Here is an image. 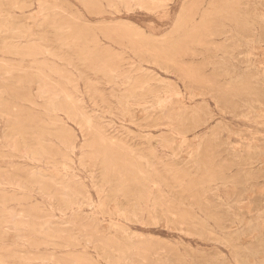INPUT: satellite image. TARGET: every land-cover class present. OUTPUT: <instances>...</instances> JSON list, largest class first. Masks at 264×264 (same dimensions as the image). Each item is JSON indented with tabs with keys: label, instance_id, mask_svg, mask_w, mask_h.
<instances>
[{
	"label": "rangeland",
	"instance_id": "1",
	"mask_svg": "<svg viewBox=\"0 0 264 264\" xmlns=\"http://www.w3.org/2000/svg\"><path fill=\"white\" fill-rule=\"evenodd\" d=\"M0 264H264V0H0Z\"/></svg>",
	"mask_w": 264,
	"mask_h": 264
},
{
	"label": "bare ground",
	"instance_id": "2",
	"mask_svg": "<svg viewBox=\"0 0 264 264\" xmlns=\"http://www.w3.org/2000/svg\"><path fill=\"white\" fill-rule=\"evenodd\" d=\"M39 7V6H38ZM123 81V80H122ZM130 103H132V102H130ZM163 105V104H162ZM168 116V115H167ZM166 124V123H165ZM156 125V124H155ZM173 125V124H172ZM170 126V125H169ZM194 130V129H193ZM186 131V130H185Z\"/></svg>",
	"mask_w": 264,
	"mask_h": 264
}]
</instances>
